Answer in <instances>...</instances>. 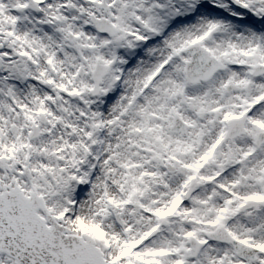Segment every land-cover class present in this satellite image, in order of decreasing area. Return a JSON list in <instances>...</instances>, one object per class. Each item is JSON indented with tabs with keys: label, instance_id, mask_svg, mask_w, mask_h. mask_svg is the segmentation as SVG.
I'll use <instances>...</instances> for the list:
<instances>
[{
	"label": "snow or ice",
	"instance_id": "6c2138e0",
	"mask_svg": "<svg viewBox=\"0 0 264 264\" xmlns=\"http://www.w3.org/2000/svg\"><path fill=\"white\" fill-rule=\"evenodd\" d=\"M0 264H264V0H0Z\"/></svg>",
	"mask_w": 264,
	"mask_h": 264
}]
</instances>
